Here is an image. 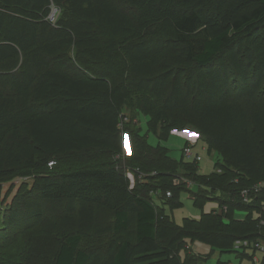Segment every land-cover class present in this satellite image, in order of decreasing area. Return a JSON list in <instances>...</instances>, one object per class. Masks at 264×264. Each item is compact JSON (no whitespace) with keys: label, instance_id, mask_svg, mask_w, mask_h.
Instances as JSON below:
<instances>
[{"label":"trees","instance_id":"16d2710c","mask_svg":"<svg viewBox=\"0 0 264 264\" xmlns=\"http://www.w3.org/2000/svg\"><path fill=\"white\" fill-rule=\"evenodd\" d=\"M139 113L160 141L193 128L221 161L201 175L174 160L140 135ZM3 170L0 182L34 176L28 217L52 220V250L28 246L40 264H204L189 241L252 258L264 241V186L252 189L264 184V0H0ZM193 184L194 205L218 208L176 225L155 199L174 206Z\"/></svg>","mask_w":264,"mask_h":264},{"label":"rangeland","instance_id":"374dc122","mask_svg":"<svg viewBox=\"0 0 264 264\" xmlns=\"http://www.w3.org/2000/svg\"><path fill=\"white\" fill-rule=\"evenodd\" d=\"M122 9L125 10L124 8ZM137 120L138 125L141 128L140 135H146L147 142L152 146H156L159 143L162 146H165L169 150L170 157L174 160L179 161L181 159L183 156L182 149L185 146V143L188 142L191 146L192 152L197 153L200 156L197 165L199 174L201 175L211 173L214 170V164L221 161V158L216 151L208 152L206 143L199 138L198 135L194 138L188 136L186 132L193 128H186L184 131H171L166 140L160 141L154 133L147 130L146 115L139 113L137 115ZM124 153L129 154L125 149ZM192 159L193 158L184 157L183 160L187 162ZM182 169H179L178 171H182ZM4 171L6 170L0 171V175L1 172ZM20 172H22V174ZM20 172L16 177L14 176L12 180L0 182V215L5 214V217L10 216L9 220H0V264H40L42 261L41 253L36 256L33 255L32 258L28 256L29 244H35V242L39 241L37 244H43V253H48L52 250V242L54 241V237L50 234L52 229L48 226V223L52 220H42L43 216L50 218L46 212H42L43 216L39 215L37 216V219L33 221L31 220V217H28L30 210H33L34 208V204L35 206L39 205V199L36 195L37 192H34L33 195L25 193L26 187L31 188L34 176L32 174H23V172H25L23 170ZM131 173L133 174V172ZM25 175L30 176V178H23ZM136 181L137 177L133 174V180H129V187H134ZM24 182H27L28 186H25L23 184ZM174 183H176V180ZM188 184L189 181L187 182V185ZM190 191L195 192L196 185L193 184L188 187V189H181L175 194L177 204L174 206H170L168 203H161L158 199H155V205L158 206L160 210L164 211L165 214L171 216L176 225H182L185 218L197 220L201 217L202 212L208 213L211 210L218 208L217 200H205L201 207L194 205L193 199L190 196ZM16 193L17 195L15 196ZM161 195L162 192H159L156 193L155 196L160 197ZM12 198L17 200L14 210H9L7 213H4L7 208H9ZM58 209L61 208H57L56 210ZM14 212L15 214L20 212V215H23V217L21 219L16 218V216L13 217ZM158 213H160V211ZM245 214V210L238 209L234 213L235 217L240 219L244 218ZM104 215L105 214L102 213L100 216L102 217ZM46 230H48V232ZM189 245L192 251H190L191 253L200 255L204 258V264H216L218 260L230 261L231 263L240 260L242 264H254L250 258H239L235 252H220L218 249L212 248L208 244L199 241H189ZM246 252L252 254L253 250L246 249ZM254 254L256 256H262L264 254V249H256ZM180 255L183 257L185 255L184 251H181Z\"/></svg>","mask_w":264,"mask_h":264},{"label":"built area","instance_id":"2783aa9c","mask_svg":"<svg viewBox=\"0 0 264 264\" xmlns=\"http://www.w3.org/2000/svg\"><path fill=\"white\" fill-rule=\"evenodd\" d=\"M59 14V9L57 7H52V10L51 12L49 13L48 15V20L52 23L55 22L57 16ZM123 138H124V143L126 142V139H128V136L126 134H123ZM129 148H130V145H129ZM128 146H124V149L126 150V152H128L130 154L131 150H129ZM182 152H183V156L184 157H187V158H193L192 160H200V156L197 154V153H193L192 150H191V146L189 144L185 145L182 149ZM51 162H49L50 164ZM127 176L130 177L131 180H133V174L130 172V171H127ZM262 186H264L263 183H258L256 185L253 186V191H259ZM248 194H249V189H245L242 191V195L244 197V201H248ZM167 197L171 196V191H167L166 194H165ZM260 224L264 225V216L260 219ZM263 242L264 241H258L256 243H254V246L257 248V249H264V246H263ZM244 245H249L247 243V241L243 242Z\"/></svg>","mask_w":264,"mask_h":264},{"label":"crops","instance_id":"0c3cea01","mask_svg":"<svg viewBox=\"0 0 264 264\" xmlns=\"http://www.w3.org/2000/svg\"><path fill=\"white\" fill-rule=\"evenodd\" d=\"M186 133L188 134L189 137H192V138L196 137V135H197L195 132H192V131H187ZM263 246H264V242H263ZM250 259L253 261L254 264H264V254L262 256H260V255L256 256L255 254H253L252 258H250ZM221 262H225V264H242L240 262V260L238 262H235V263H231L230 261H221Z\"/></svg>","mask_w":264,"mask_h":264},{"label":"water","instance_id":"95a60500","mask_svg":"<svg viewBox=\"0 0 264 264\" xmlns=\"http://www.w3.org/2000/svg\"><path fill=\"white\" fill-rule=\"evenodd\" d=\"M128 146V148H129V142H128V139H126V142L124 143V146ZM129 150H130V148H129ZM127 178H129L130 179V177L129 176H127Z\"/></svg>","mask_w":264,"mask_h":264}]
</instances>
